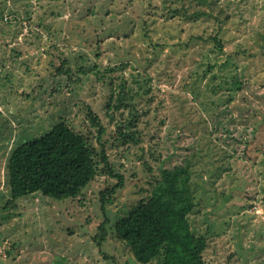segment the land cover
Instances as JSON below:
<instances>
[{"label": "rangeland", "instance_id": "374dc122", "mask_svg": "<svg viewBox=\"0 0 264 264\" xmlns=\"http://www.w3.org/2000/svg\"><path fill=\"white\" fill-rule=\"evenodd\" d=\"M122 79L146 93L107 111ZM130 109L142 135L122 145ZM89 112L122 187L103 173L78 198L7 207L13 150L63 121L91 130ZM178 167L207 264H264V0H0V264H140L94 237Z\"/></svg>", "mask_w": 264, "mask_h": 264}, {"label": "trees", "instance_id": "16d2710c", "mask_svg": "<svg viewBox=\"0 0 264 264\" xmlns=\"http://www.w3.org/2000/svg\"><path fill=\"white\" fill-rule=\"evenodd\" d=\"M214 41L222 51L221 38L216 36ZM61 69L58 71L62 72ZM132 80L120 81L116 96L118 104L114 106L111 96L107 111L120 110L146 93L142 83ZM89 115L94 131L84 130L67 120L13 150L7 165L11 196L7 207L15 209L18 200L37 194L54 201L78 198L103 173L118 178L115 187H122L124 176L113 170L107 153L104 138L107 129L98 116L91 112ZM138 124V111L130 109L126 119L116 122V140L122 145L137 143L142 135ZM105 198L103 194V202ZM196 202L197 194L192 190L189 170L186 167L164 170L148 197L133 205L110 228L112 231L106 221L99 226L95 244L104 253L112 232L140 264H207L204 259L207 237L196 235L189 219L197 207ZM104 256L110 259L106 254Z\"/></svg>", "mask_w": 264, "mask_h": 264}]
</instances>
